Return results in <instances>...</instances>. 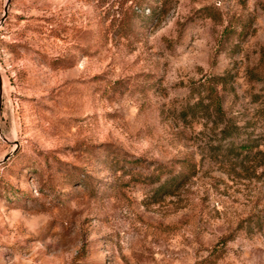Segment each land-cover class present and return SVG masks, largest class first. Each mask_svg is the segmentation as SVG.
I'll return each mask as SVG.
<instances>
[{"label":"rangeland","instance_id":"1","mask_svg":"<svg viewBox=\"0 0 264 264\" xmlns=\"http://www.w3.org/2000/svg\"><path fill=\"white\" fill-rule=\"evenodd\" d=\"M0 264H264V0H0Z\"/></svg>","mask_w":264,"mask_h":264},{"label":"trees","instance_id":"2","mask_svg":"<svg viewBox=\"0 0 264 264\" xmlns=\"http://www.w3.org/2000/svg\"><path fill=\"white\" fill-rule=\"evenodd\" d=\"M261 152H263V151H261ZM181 174H178V175H172V176H170V177H168L165 181H164V186H168L171 182H173L174 180H176L177 179V177L176 176H180ZM180 178V177H179Z\"/></svg>","mask_w":264,"mask_h":264}]
</instances>
